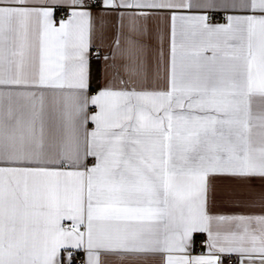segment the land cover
<instances>
[{
	"label": "snow or ice",
	"instance_id": "1",
	"mask_svg": "<svg viewBox=\"0 0 264 264\" xmlns=\"http://www.w3.org/2000/svg\"><path fill=\"white\" fill-rule=\"evenodd\" d=\"M74 251L264 264V0H0V264Z\"/></svg>",
	"mask_w": 264,
	"mask_h": 264
},
{
	"label": "crops",
	"instance_id": "2",
	"mask_svg": "<svg viewBox=\"0 0 264 264\" xmlns=\"http://www.w3.org/2000/svg\"><path fill=\"white\" fill-rule=\"evenodd\" d=\"M225 21H216V22H213V23H224ZM95 63L93 64V68L95 70ZM225 211H230L232 209H223ZM236 210H239V209H236ZM206 234L204 233H195L194 236H193V240H194V243L192 245V248L190 249V252H191V255L192 256H198V255H201V254H204L206 253L207 251V248H206V244L203 245V246H198L197 245V241L200 240V239H204L206 240ZM71 250V249H69ZM220 256V264H240V257L235 254V253H222V254H219ZM230 258H233V262L232 263H228V259ZM63 259H64V264H68V256H67V252H65L63 254ZM73 264V262H72Z\"/></svg>",
	"mask_w": 264,
	"mask_h": 264
},
{
	"label": "built area",
	"instance_id": "3",
	"mask_svg": "<svg viewBox=\"0 0 264 264\" xmlns=\"http://www.w3.org/2000/svg\"><path fill=\"white\" fill-rule=\"evenodd\" d=\"M63 13H57V16L60 17L62 16ZM216 21H224L222 17H216L212 22H216ZM197 245L198 246H203L205 245V240L204 239H200L197 241ZM69 251H73V250H69ZM81 259L82 256L80 254H78V252H73V257H72V262L73 264H81ZM233 262V258L228 259V263H232Z\"/></svg>",
	"mask_w": 264,
	"mask_h": 264
}]
</instances>
